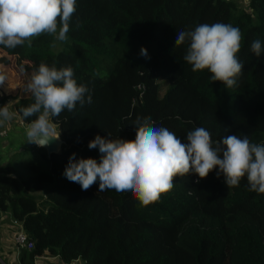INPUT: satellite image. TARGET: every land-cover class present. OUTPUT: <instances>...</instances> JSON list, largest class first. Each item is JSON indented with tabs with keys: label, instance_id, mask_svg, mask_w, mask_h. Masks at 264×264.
Here are the masks:
<instances>
[{
	"label": "trees",
	"instance_id": "trees-1",
	"mask_svg": "<svg viewBox=\"0 0 264 264\" xmlns=\"http://www.w3.org/2000/svg\"><path fill=\"white\" fill-rule=\"evenodd\" d=\"M217 22L242 36V74L231 88L207 69L193 72L183 59L188 45H175L177 32ZM55 35L33 37L31 46L0 45V65L10 55L20 69L19 84L2 98L14 101L22 124L35 119L19 110L34 103L28 84L41 62L71 66L92 96L91 104L53 118L63 142L58 153L47 157L33 145L47 169L27 154L26 176L23 158L0 165V215L31 245L19 249V263L47 254L82 264H264V194L249 191L246 176L235 187L215 168L203 179L177 176L171 191L143 206L131 193L99 192V179L85 191L63 175L73 153L99 163L98 148H88L96 135L134 140L137 117H150L182 143L203 127L213 140L247 135L264 144V53L250 50L252 41L264 43V0L244 8L233 0H76L66 41Z\"/></svg>",
	"mask_w": 264,
	"mask_h": 264
},
{
	"label": "clouds",
	"instance_id": "clouds-1",
	"mask_svg": "<svg viewBox=\"0 0 264 264\" xmlns=\"http://www.w3.org/2000/svg\"><path fill=\"white\" fill-rule=\"evenodd\" d=\"M75 12L76 0H0V45L11 49L27 41L31 46V39L42 34H56V40L66 41ZM241 39L239 28L231 24L204 23L193 30L177 32L175 45H188L183 59L193 72L207 69L212 81L231 88L242 74L243 64L237 57ZM250 50L260 57L264 43L256 39ZM140 55L147 58L143 47ZM4 79L0 75V84ZM28 90L34 103L19 112L24 120L35 117L26 128V141L37 147L59 139L53 118L65 110H76L77 105L83 108L92 103L90 89L77 84L71 66L57 68L55 64L50 67L41 62L31 76ZM14 116L10 104L0 107V124ZM134 125V140L96 135L88 142L89 149L98 148L99 163L71 154L63 172L65 178L85 191L99 179V192L131 193L141 205L147 206L173 189L174 177L194 173L203 179L215 168L217 177L222 175L226 186H238L246 176L249 191L264 194V144L250 142L247 135L213 140L203 127L188 131L186 142L182 143L176 133L154 126L150 117L143 120L137 117Z\"/></svg>",
	"mask_w": 264,
	"mask_h": 264
},
{
	"label": "crops",
	"instance_id": "crops-1",
	"mask_svg": "<svg viewBox=\"0 0 264 264\" xmlns=\"http://www.w3.org/2000/svg\"><path fill=\"white\" fill-rule=\"evenodd\" d=\"M237 6L245 7L247 0H233ZM1 68V65H0ZM1 73V70H0ZM8 84H0V93L3 95L7 92ZM10 104V111L14 112V102L11 99H7ZM18 124H21L20 126ZM7 134L3 138H0V165L11 160L13 156L20 155V159L24 158L25 153L29 151L35 154V150L32 148L33 144L26 141V128L27 125L22 124L17 116H14L11 121H5L0 124ZM18 128V129H16ZM15 160V159H14ZM19 226L13 223L7 214L0 215V262L3 264H20L19 263V249L14 245L13 236L18 230ZM74 261L70 263L62 262L57 256H49L43 254L34 260V264H74Z\"/></svg>",
	"mask_w": 264,
	"mask_h": 264
},
{
	"label": "rangeland",
	"instance_id": "rangeland-1",
	"mask_svg": "<svg viewBox=\"0 0 264 264\" xmlns=\"http://www.w3.org/2000/svg\"><path fill=\"white\" fill-rule=\"evenodd\" d=\"M54 48L57 49V44H55ZM1 55H5L4 52L0 51V56ZM6 58L8 59L9 63L7 65H1L0 70H1V74L5 78L4 79L5 82L8 84V89L11 90V89H13V87H16L19 84V80L21 78V73H20L19 67L15 63L14 57H12L10 55H6ZM18 125L20 126L21 124H18ZM16 129H18V128H16ZM25 154H27V158L28 157L29 158H34V159L37 160V162L40 165L44 166L46 169L48 168V165H47L46 161H44L40 156H38L37 151H35V154L34 153H30L29 151H27V153H25ZM19 157H20V155L16 156V154H15V156H13L11 158V160H9V161L10 162L11 161L12 162H16L17 164H19L18 163V162H20V158ZM26 164H27L26 160L21 163L22 166H26ZM23 168L26 170V172H25V176H26V174L29 172L28 166H26V168L25 167H23ZM74 264H82V261L80 259L76 260V262Z\"/></svg>",
	"mask_w": 264,
	"mask_h": 264
},
{
	"label": "built area",
	"instance_id": "built-area-1",
	"mask_svg": "<svg viewBox=\"0 0 264 264\" xmlns=\"http://www.w3.org/2000/svg\"><path fill=\"white\" fill-rule=\"evenodd\" d=\"M9 104L8 101H2V97L0 94V107ZM7 131L0 126V138H3L6 136ZM14 223V222H13ZM19 226V225H18ZM14 245L17 249H20L22 247L30 248L31 245L29 242H27V236L26 233L23 231V229L19 226L18 230L14 233L13 236Z\"/></svg>",
	"mask_w": 264,
	"mask_h": 264
},
{
	"label": "water",
	"instance_id": "water-1",
	"mask_svg": "<svg viewBox=\"0 0 264 264\" xmlns=\"http://www.w3.org/2000/svg\"><path fill=\"white\" fill-rule=\"evenodd\" d=\"M62 144H63V142H62L61 138L59 137L58 140H56V139L51 140L49 145L45 146V147H37L36 145H34V144L33 145L36 148H41L45 152L46 156L48 157L50 154L58 153L60 148H61V146H62Z\"/></svg>",
	"mask_w": 264,
	"mask_h": 264
}]
</instances>
